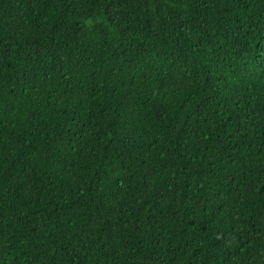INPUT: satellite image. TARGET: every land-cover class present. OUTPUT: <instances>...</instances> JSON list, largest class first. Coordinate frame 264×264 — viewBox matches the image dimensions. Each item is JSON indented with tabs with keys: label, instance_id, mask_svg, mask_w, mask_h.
Masks as SVG:
<instances>
[{
	"label": "trees",
	"instance_id": "trees-1",
	"mask_svg": "<svg viewBox=\"0 0 264 264\" xmlns=\"http://www.w3.org/2000/svg\"><path fill=\"white\" fill-rule=\"evenodd\" d=\"M0 264H264V0H0Z\"/></svg>",
	"mask_w": 264,
	"mask_h": 264
}]
</instances>
